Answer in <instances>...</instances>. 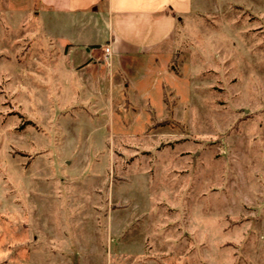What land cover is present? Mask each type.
<instances>
[{"label":"rangeland","instance_id":"obj_1","mask_svg":"<svg viewBox=\"0 0 264 264\" xmlns=\"http://www.w3.org/2000/svg\"><path fill=\"white\" fill-rule=\"evenodd\" d=\"M194 2L101 90L100 16L0 0V264H264V0Z\"/></svg>","mask_w":264,"mask_h":264},{"label":"crops","instance_id":"obj_2","mask_svg":"<svg viewBox=\"0 0 264 264\" xmlns=\"http://www.w3.org/2000/svg\"><path fill=\"white\" fill-rule=\"evenodd\" d=\"M37 1L39 8L52 14L86 16L93 11L107 24L108 39L104 45L88 41L84 45L88 56L83 64L94 68L90 72L89 82H96L101 90L103 82L113 78L117 60L137 56L146 58L149 68L137 78L133 86L137 87L147 80L148 84L155 87L158 83L155 77L167 75L157 67L168 57L163 45L172 43L177 25L198 10L194 0ZM107 45L111 49L109 64L102 60V48Z\"/></svg>","mask_w":264,"mask_h":264},{"label":"built area","instance_id":"obj_3","mask_svg":"<svg viewBox=\"0 0 264 264\" xmlns=\"http://www.w3.org/2000/svg\"><path fill=\"white\" fill-rule=\"evenodd\" d=\"M110 56H111V49H110L109 45L104 46L102 48V60L106 63H109Z\"/></svg>","mask_w":264,"mask_h":264}]
</instances>
